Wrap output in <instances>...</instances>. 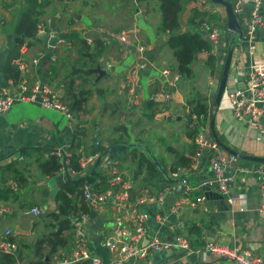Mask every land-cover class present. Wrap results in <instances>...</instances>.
I'll return each instance as SVG.
<instances>
[{"label": "crops", "instance_id": "0c3cea01", "mask_svg": "<svg viewBox=\"0 0 264 264\" xmlns=\"http://www.w3.org/2000/svg\"><path fill=\"white\" fill-rule=\"evenodd\" d=\"M223 1L232 4V0ZM108 2L110 1L50 0L42 9L43 15L38 18V25H44V31L37 33L36 41L29 46L21 47L18 58L14 61L25 65L24 71L20 70L23 78L47 84L68 107L69 103L63 97L69 83L75 92L81 89L88 91V95L81 98L80 110L70 111L71 119H66L57 111L45 109L37 102H14L7 111L0 114V190L7 191L6 194L0 195V208L3 210L0 214V234L9 230L10 238L17 246L18 253L16 252L15 256H18V264H28L35 259L34 242L42 230L37 222H47L45 215L56 210L54 196L50 195L51 188H48L45 182L52 180L53 186L59 190L60 185L68 181V178L74 181L89 169H94V160L88 162L92 157V141L100 142L106 150L97 167L100 176L104 177L102 184L101 181L95 180L91 189L100 191L107 188L108 170L115 164L117 172L131 182V203L143 195L152 198L160 194L165 196L163 204L151 201L138 208L147 216V236L170 242L177 234L188 241V251L169 247L158 253H148L135 264H232L205 254V243L237 247L264 259V211L259 209L261 200L258 176L259 170L264 169V163L240 160L232 173L229 166L232 161L230 156L219 149L227 160V194L236 202L242 203V210L235 206L224 209L217 205L216 201L209 200L203 201L207 212L201 211L199 204L195 208L185 205L177 215L165 216L170 205L168 196L173 185L168 184L162 174L152 180L143 181L144 174L133 178L132 172L137 170V166L130 160L131 148L136 146L135 154L152 158L164 174L170 177L175 154L178 152L189 157L195 152L191 140L187 137L191 122L174 121L172 118L185 117L186 102L196 96L205 99L209 107V89L213 80L220 77L231 40L233 43L230 46L234 53L231 55L224 90L230 87L245 88L249 69L252 66L264 65V0L260 7L261 26L254 33V52L251 56L247 53L245 42L250 4H245L242 13L235 16L241 31L239 40L226 29L224 6L214 4L210 0H193L183 7L178 14L179 31H196L204 36L200 25L207 23L223 32L224 37L220 36L211 47L215 59L212 72L204 66L205 55L199 54L190 65V74L185 78L179 76L173 90L171 89V100L165 104L164 109L151 101L146 105L151 94L165 88V85L159 82V71L168 68L175 72L171 51L165 45L167 35L158 36L155 32L158 14L154 2L137 4L134 0H120L118 4L123 6L120 10L116 9L119 6L117 3L104 5ZM26 7L27 4L23 0H0V90L10 95H15L17 88L5 80L2 66L9 55L14 26ZM97 27H134L135 34L145 45L143 60L146 68L137 78L136 102L127 97L122 83L126 68L135 61V51L129 48L122 52L116 43L96 34L94 29ZM225 35L228 39H225ZM83 38L92 40V44L88 45L91 54L99 53L95 64L84 55L87 51H84L79 43ZM95 41H99L102 47L96 51L93 49ZM41 52L45 54L38 56ZM35 58L36 62L31 63ZM106 64L110 67L107 68ZM51 67L55 70L50 73ZM75 68L76 73L71 75ZM81 69L89 75L85 77L80 72ZM213 113V130L221 145L239 155L264 160V136L256 134L245 122L232 117L224 91ZM148 114L152 115L151 119ZM134 115L147 117L141 120L144 121L145 127L137 130L136 126L130 124L128 119ZM78 130L83 131L81 136L77 135ZM75 133L74 143H80L74 149V152L81 156L80 171L73 173L68 168L61 167L52 176L42 175L38 168L39 162L46 160L51 153H59L56 156L62 162L72 151ZM205 137L214 141L209 130V120ZM190 157L192 164L189 171L177 169V173L183 175L182 179H188L187 188L190 191L188 197L183 195L177 201H192L195 197H202L197 188L198 183L202 182L210 192L217 194L206 157L194 159L192 154ZM223 201L225 203L224 197ZM35 205L41 210V218H33L27 211ZM113 215L112 201L108 199L98 210L89 213L88 219L81 227V235L89 253L100 264L112 263V257L103 247V241L113 228ZM163 216L165 218L161 222L160 218ZM167 224L172 225V229H169ZM189 228L199 229L200 235L196 237L195 234H189ZM70 233L69 243L59 249L64 253L73 249L72 229Z\"/></svg>", "mask_w": 264, "mask_h": 264}, {"label": "built area", "instance_id": "2783aa9c", "mask_svg": "<svg viewBox=\"0 0 264 264\" xmlns=\"http://www.w3.org/2000/svg\"><path fill=\"white\" fill-rule=\"evenodd\" d=\"M261 3L262 0H232L231 4V13L233 16H239L242 13L244 5L250 4L245 28V42L247 44V53L250 56L254 52V33L261 26ZM200 30L204 32L207 42L211 47L218 41L220 36L224 37L223 32L210 27L207 23H202ZM43 31L44 26L42 24L37 25L36 33H42ZM94 31L99 36L116 43L122 52H125L129 48L135 51L137 55L135 61L130 63L126 68L122 83L127 97L132 102H136L137 78L139 73L146 68V64L143 60L145 45L135 34V28L112 31L97 27ZM83 40L87 45L92 44L90 38H83ZM239 49L237 48V50ZM232 53H234L233 50ZM44 54V52H41L38 56H43ZM35 62L36 58L31 60V63ZM24 66L22 63L18 64L19 70L24 71ZM105 66L107 68L110 67L108 64ZM159 75V82L165 85V88L151 94L149 100L159 105L161 109H164L165 104L171 100V89L173 90L175 83L179 79V75L176 72H171L168 68L161 69ZM246 80L247 83L243 89L230 87L224 90L228 108L235 120L245 122L253 132L264 136V65L252 66L248 71ZM16 88L15 95H10L0 90V114L7 111L14 102H37L45 109L61 113L66 119L72 118L68 105L47 84L23 78ZM190 119L191 128H196L193 137V143L195 145L194 159L203 156L206 157L217 194L225 198V205L229 208L235 206L238 210H242V203L240 201L236 202L227 194V185L229 183V178L225 174L227 160L223 158L218 145L213 140H208L205 137L207 122L201 123V117L196 118L194 115ZM54 154L59 155V153ZM95 158L96 155H93L88 159V162ZM230 159L232 158L230 157ZM177 172L171 173L170 178H175ZM108 174V185L103 190H95L92 192L91 186L83 185L81 188V199L87 206L88 213L86 215H80L72 221L73 249L69 253L57 250L50 257L47 264H100L89 253L85 239L81 235V227L88 219L89 213L98 210L108 199H111L113 205L114 215L111 219L113 228L105 237L103 247L112 257L111 264H135L138 259L145 257L148 253H158L169 247L184 251L189 250L188 241L180 235L175 234L170 242L160 241L155 237L147 236V216L144 212L139 211L138 208L151 201L163 204L165 201L163 194L155 198L146 195L139 196L135 202L131 203L129 201L130 191L132 189L130 180L117 172L115 164L109 168ZM258 176L260 180L259 197L261 200L259 209L260 211H264V169L259 170ZM165 190L167 191L168 188ZM198 204L200 205L201 211L207 212L203 197H197L192 201H188V199L176 200L173 205L168 207L165 216L168 214L177 215L185 205L190 208H195ZM2 211L0 208V214ZM28 212L34 218L40 215V209L36 206L29 208ZM165 216L160 218L161 222H163ZM167 227L172 229V225L170 224H167ZM203 251L208 256L226 260L232 264H264L263 258L254 256L250 252L237 247L217 246L213 243H205ZM16 252L17 246L11 240L9 230H4L0 234V255L8 254L15 256Z\"/></svg>", "mask_w": 264, "mask_h": 264}, {"label": "trees", "instance_id": "16d2710c", "mask_svg": "<svg viewBox=\"0 0 264 264\" xmlns=\"http://www.w3.org/2000/svg\"><path fill=\"white\" fill-rule=\"evenodd\" d=\"M27 7L20 14L19 20L16 22L13 29V38L12 43L9 49V55L6 57L5 62L2 66V74L12 86H17L23 77L21 76V71L18 68V64L14 63L18 58V51L21 47H27L30 43L36 41V30L38 25V18L43 15L42 9L50 0H23ZM110 2L105 3L104 5H115L120 0H109ZM131 1V0H125ZM135 3L146 4L149 1L154 2L155 10L158 14V23L155 27V32L158 36L167 35L165 40V45L171 51V55L174 60V70L182 78H185L190 74V65L196 59L199 54L204 56V66L212 72L214 68V56L212 54V49L210 44L207 42V39L202 36L200 33L179 31L178 23V14L182 11L183 7L190 1L193 0H134ZM119 5V4H118ZM120 5L116 9H122ZM44 26V25H43ZM112 31H119L122 28H106ZM226 36V35H225ZM225 39H228L226 36ZM230 41V40H229ZM84 51V55L90 60L92 64H95V58L99 55L96 52L92 53L89 46L85 41L81 40L79 42ZM233 41H230L232 45ZM94 51L102 48L99 41H95L93 44ZM55 70L53 67L49 69L50 73ZM77 68L74 69L70 74L76 73ZM80 72L86 77L89 73L85 70H80ZM85 95H88L87 90H78L75 92L73 87L69 83L68 90L64 93V100L69 103V110L71 112H78L81 107V98ZM155 105V104H154ZM157 105V104H156ZM187 113L185 117L190 118L194 115L196 118H200L202 122L206 123L209 120V115L211 108L207 107L205 99H202L200 96H196L193 99H190L186 102ZM151 119L152 115H147ZM190 124V123H189ZM188 124V125H189ZM191 126V124H190ZM196 132V128H191L187 133V137L191 140L193 148V137ZM80 133L83 131L78 130L77 135L81 136ZM76 138V133L73 137L72 151L69 156L64 157L62 162L60 159L53 153H51L48 158L42 162H39L38 168L42 175L52 176L56 173L61 167L68 168L72 172H79V160L80 154H76L74 149L80 145L77 141L74 143ZM96 143V144H95ZM136 143V142H135ZM92 148L90 153L96 155L93 165L96 159H102L105 148L101 146L100 142L92 141ZM136 147V146H134ZM134 147L132 149V156L130 157L131 163L137 166V170L132 172L133 178H137L139 175L144 174L142 180H152L158 177V174H162L167 180V177L159 165L154 162V160L148 156H141L134 153ZM176 153V152H175ZM192 156L194 152L191 153ZM190 154V156H191ZM185 157L183 154L176 153L174 162L171 164L170 174L176 173L177 169H185L189 171L191 169V157ZM99 161V163H100ZM94 169H89V171L77 178L76 180H66L63 184L60 185L59 190L54 196V207L55 211L49 212L45 215V218L48 219L41 220L37 222L42 227L40 234L37 236L34 242V256L35 259L28 264H47L50 257L57 252V250L66 246L69 243L70 232L72 229V221L80 215H86L88 213V208L81 199V188L83 185L93 184L95 180L101 181L104 177H101V173L97 171V167ZM178 174V173H177ZM167 182V181H166ZM168 183V182H167ZM6 190H0V195L6 194ZM200 195V194H199ZM198 196V194H197ZM197 198V197H195ZM39 217V216H38ZM189 234H195L196 237L200 235V230H193L189 228L187 230ZM12 240V238H11ZM18 253V252H17ZM16 253V255H17ZM18 257V256H17ZM16 256L2 254L0 255V264H18V258Z\"/></svg>", "mask_w": 264, "mask_h": 264}, {"label": "water", "instance_id": "95a60500", "mask_svg": "<svg viewBox=\"0 0 264 264\" xmlns=\"http://www.w3.org/2000/svg\"><path fill=\"white\" fill-rule=\"evenodd\" d=\"M210 1L214 4H219V5H222L225 7L226 29L228 32H230V34H232V36L236 35L237 39L239 40L241 38V31L238 27L235 16H233V14L231 13V5L229 3L223 1V0H210ZM231 55H232V48L230 45H228L220 77L218 79L213 80L212 85L209 89V93H208L207 98L211 101V104H209V108L212 109L210 112V115H209V130H210L211 136L214 139L215 143L218 145L219 149H221L223 152H225L228 156H230L232 158L231 159L232 161L229 162V166L231 167L232 173H234L236 170V167H237V161L243 160V161L264 163V160H259L257 158H253V157L242 156V155H239L235 152L228 150L227 148H225L223 145H221L218 142V140L214 134V130H213V121H214L213 109L217 106V104H218V102H219V100L223 94L225 84H226V77H227V73H228ZM95 71L98 72V69H96ZM149 103H150V100H148L146 102V105H148ZM172 119L174 121L191 122V119L187 118V117L174 116ZM99 161H100L99 158L96 159L93 167H96L98 165ZM182 176L183 175L181 173H178L175 178L169 177L166 180L168 182V184L173 185V188L171 189V192L168 196V200L170 201L169 206L173 205L176 202V200L183 195L188 197V194L190 191V190L188 191V188H187L188 187V179L187 178L182 179ZM45 183H46V186L48 188H51L50 195L55 196V194L58 191V188L56 186H53L54 182L52 180H47ZM204 184L205 183L202 182V183H198V185H197V188L202 193L203 201L214 200V201H216L217 205H220L224 209H228L229 207L227 205L225 206V203L223 201V197L220 196L219 194H214V193L210 192L207 187H204Z\"/></svg>", "mask_w": 264, "mask_h": 264}, {"label": "rangeland", "instance_id": "374dc122", "mask_svg": "<svg viewBox=\"0 0 264 264\" xmlns=\"http://www.w3.org/2000/svg\"><path fill=\"white\" fill-rule=\"evenodd\" d=\"M147 118V117H146ZM145 117H140V116H133L132 118H129L128 120H129V122H130V124L131 125H133V126H136V128H137V130H140L142 127H145L144 126V121H141V120H145L146 119ZM124 123L126 122V121H123ZM135 124V125H134ZM130 170V169H129ZM92 190V192L93 191H95L94 189H91ZM38 209H40L39 207H38V205H35ZM29 209V208H28ZM28 211V210H27ZM40 217L39 218H41L43 215H42V213H41V210H40V215H39ZM34 218V217H33Z\"/></svg>", "mask_w": 264, "mask_h": 264}]
</instances>
